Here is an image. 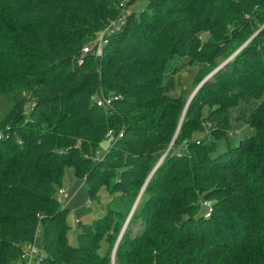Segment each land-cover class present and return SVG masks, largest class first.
<instances>
[{
  "label": "trees",
  "instance_id": "trees-1",
  "mask_svg": "<svg viewBox=\"0 0 264 264\" xmlns=\"http://www.w3.org/2000/svg\"><path fill=\"white\" fill-rule=\"evenodd\" d=\"M135 1L0 0V94L33 98L0 119V264L39 229L41 264H112L141 191L114 264H264V0H147L123 19ZM231 55L186 109L169 95L185 58L198 84ZM239 121L254 133L233 145ZM66 167L90 199L112 195L75 244L56 196Z\"/></svg>",
  "mask_w": 264,
  "mask_h": 264
},
{
  "label": "rangeland",
  "instance_id": "rangeland-1",
  "mask_svg": "<svg viewBox=\"0 0 264 264\" xmlns=\"http://www.w3.org/2000/svg\"><path fill=\"white\" fill-rule=\"evenodd\" d=\"M146 4H147V0H137L133 4L126 5V6L124 5L121 11L123 19H124V16L130 15L132 11L139 12L142 8L146 6ZM122 24H123L122 21H119L115 25V27L111 26L110 30H108L110 31L109 34L113 30H116L117 27L120 26L121 28ZM263 26L264 24L261 26V28ZM257 32L258 31H256V33ZM206 34L207 33H205L204 35H201L199 38H201L202 36H205ZM255 34H253V36ZM101 35L102 34H100V36H98L95 39L94 45L90 48L91 51L99 52L101 45L105 41L104 40L105 37H102ZM251 38L252 36L242 44L240 49ZM230 57L225 58V59H221V58L218 59L217 66L214 67L198 84L196 83L197 86L196 84H194L195 74L199 68L203 67V65L199 61L190 62L189 58H185L184 59L185 62L186 63L189 62V64L183 66V68H181L180 70L172 74L171 78L173 79L174 86L169 91V95L179 96L180 94H183V96H186L188 100L189 97L197 91V87L199 85L201 86L202 83L206 81L215 71L221 68L230 59ZM24 97H25V100H24ZM93 97L97 99V102L99 100L107 101L111 98L109 95L108 96L102 95L100 98H98L97 95ZM22 100L23 102L21 105V111L24 114L28 112V108L33 101V98L31 96L24 95L21 92L0 94V119H3L6 116H8L11 110L16 105V103ZM105 105H109V104H107L106 102ZM233 129L235 131V135L234 137H232V143H231L233 145L237 144L239 139L244 137L245 135H251L254 133V129L252 127H250L249 125L241 121L233 123ZM110 131L112 132V135H113L112 129H108L105 135L108 136ZM208 132L209 131L204 130L202 132L196 133L192 138L198 140L200 138H203L204 136H207ZM0 135L2 136L1 128H0ZM80 144H81V141L78 140L75 144V147H79ZM110 144H111V140L109 138H105L98 146L96 155L93 156V158H98V157L103 156L104 153L109 149ZM171 146L172 145L169 146V149L172 148ZM225 148H226V141L220 140V146L218 150L215 152V154L222 152ZM165 155L161 157L162 159L160 158L159 160L160 162L163 160ZM61 183L62 185L60 188H63L65 190V193L63 195L56 194V196L57 198L58 196H61L62 197L61 204L65 205V207L68 208L69 213L67 217V223L70 226L69 231H68V241L70 244H75L76 234L78 230L80 229L78 221H81L80 224L92 223L95 219L102 217L104 215L103 208L108 202L112 200V195L108 193L105 188H101L99 191L100 200L97 201V200L90 199L88 195V186L82 179H78L75 176L74 170L71 167L65 168L64 175L61 179ZM206 202H210V200H206ZM207 210L208 208L203 205L201 209L199 210V213L204 214ZM42 238H43L42 229H39L36 231L33 242L40 253L43 252ZM102 251L103 249L101 250V252Z\"/></svg>",
  "mask_w": 264,
  "mask_h": 264
},
{
  "label": "built area",
  "instance_id": "built-area-1",
  "mask_svg": "<svg viewBox=\"0 0 264 264\" xmlns=\"http://www.w3.org/2000/svg\"><path fill=\"white\" fill-rule=\"evenodd\" d=\"M102 36V35H101ZM89 50V48L86 46L84 48V52H87ZM100 53V50L99 52ZM24 95H27L24 93ZM30 96V95H27ZM109 104L110 101L107 100H99L97 103L98 105H104V104ZM120 135V134H119ZM108 136H112V132L110 131ZM1 137V135H0ZM65 193V190L63 188H60L58 190V194L59 195H63ZM59 201H62V197L59 196L58 197ZM42 259H43V253L39 252V250L36 248V246L34 245V242L28 243L26 244L23 249H22V253H21V258L19 260V262L17 264H41L42 263Z\"/></svg>",
  "mask_w": 264,
  "mask_h": 264
},
{
  "label": "water",
  "instance_id": "water-1",
  "mask_svg": "<svg viewBox=\"0 0 264 264\" xmlns=\"http://www.w3.org/2000/svg\"><path fill=\"white\" fill-rule=\"evenodd\" d=\"M234 55V54H233ZM232 55V56H233ZM231 56V57H232ZM230 57V58H231ZM200 87V85L197 87V89ZM195 93H193L190 97H189V99L187 100V103H186V106H185V109H186V107L188 106V104H189V102H190V100L192 99V97H193V95H194ZM185 109H184V111H185ZM183 115H184V112H183ZM182 118H183V116H182ZM182 118H181V120H182ZM181 122V121H180ZM176 135H177V133H176ZM176 135H175V137H176ZM174 137V138H175ZM174 140V139H173ZM173 140H172V142H173ZM171 142V143H172ZM168 151V149L166 150V152ZM166 152L164 153V155L166 154ZM162 159V158H161ZM160 164V161L159 162H157V164L155 165V167H154V169H153V171L158 167V165ZM152 171V172H153ZM142 192V191H141ZM141 192H140V194H141ZM140 194H139V196L137 197V199H136V201L134 202V204H133V207H132V209H131V211H130V213H129V216H128V218H127V220H126V222H125V225H124V227H123V229L121 230V232H120V234H119V236H118V238H117V241H116V243H115V246H114V249H113V254H112V264H114V259H113V257H114V251H115V249H116V244H117V242H118V240L120 239V237L122 236V234H123V231H124V229H125V227H126V225H127V223H128V220H129V218H130V216H131V214H132V211L134 210V208L136 207V204H137V202H138V199H139V197H140Z\"/></svg>",
  "mask_w": 264,
  "mask_h": 264
}]
</instances>
